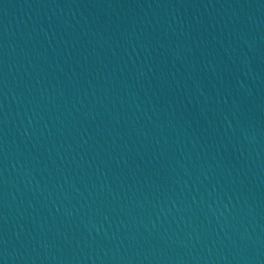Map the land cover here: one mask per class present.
<instances>
[{"label": "water", "instance_id": "obj_1", "mask_svg": "<svg viewBox=\"0 0 264 264\" xmlns=\"http://www.w3.org/2000/svg\"><path fill=\"white\" fill-rule=\"evenodd\" d=\"M0 264H264V0H0Z\"/></svg>", "mask_w": 264, "mask_h": 264}]
</instances>
